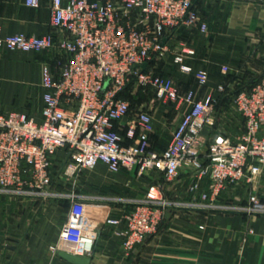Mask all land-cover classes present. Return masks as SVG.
I'll list each match as a JSON object with an SVG mask.
<instances>
[{"label": "built area", "instance_id": "built-area-1", "mask_svg": "<svg viewBox=\"0 0 264 264\" xmlns=\"http://www.w3.org/2000/svg\"><path fill=\"white\" fill-rule=\"evenodd\" d=\"M197 1L53 0L50 25L62 33L61 38L51 33L4 36L0 32L2 50L58 49L66 54L62 65L59 61L56 66L43 67L41 120L21 111L0 114V195L43 201L58 198L60 193L53 189L56 176H75L100 163L113 173L134 168L140 174L158 171L164 174L165 184L152 182L132 211L105 220L109 226L122 228L125 252L154 234L169 208L227 209L220 202L227 186L253 181L264 167V75L232 93L244 120L242 132L234 138L224 134L206 138L207 126L215 125L214 93L200 98L190 90L181 95L173 78L154 70V62L168 50L167 37L194 25L207 31L195 9ZM27 4L37 7L39 0H27ZM195 53L191 46L175 50L179 71H192L185 59ZM198 76L205 84L206 74ZM130 83L143 91L152 89L158 100L189 106L172 141L161 152L149 149L153 124L147 112L128 119L125 134L115 129V124L130 118V102L122 95ZM217 91L223 93L225 87L219 85ZM59 150L66 156L61 174L55 175L54 157ZM181 173L191 177V199L186 202L170 199L165 193L166 183L174 182ZM82 200L95 202L98 198ZM75 203L60 236L71 245L68 252L90 256L97 225L85 206ZM238 209L260 214L264 203L251 195L248 205Z\"/></svg>", "mask_w": 264, "mask_h": 264}, {"label": "crops", "instance_id": "crops-1", "mask_svg": "<svg viewBox=\"0 0 264 264\" xmlns=\"http://www.w3.org/2000/svg\"><path fill=\"white\" fill-rule=\"evenodd\" d=\"M52 1L39 0V6L32 7L27 0H0L1 34L51 33L61 38L62 33L50 25ZM195 9L206 23L207 31L201 32L194 25L165 39L168 50L164 75L174 76L181 95L193 90L200 98L210 92L225 97L226 89L233 85L234 76H229L232 71L254 63L257 65L254 70L261 72L264 68V0H198ZM183 45L196 51L194 56L185 59L192 67L188 73L179 71L174 63V52ZM57 59L64 58L55 49L38 52L0 49V114L21 111L41 120L43 67L54 65ZM200 73L206 74V83L202 85L198 80ZM222 82L226 86L224 93L217 91ZM130 93V96L122 94L130 102V118L115 124V129L125 134L127 120L145 111L153 124L149 149L163 151L172 141L173 131L189 106L158 100L152 89L136 88ZM109 171L100 163L91 177L104 181ZM125 171L114 173L119 187L128 181L122 174ZM148 174L165 184L162 173ZM190 180L189 174L181 173L176 181L166 183L167 197L174 199L171 197L174 190L178 201H189L191 197L185 190L188 185H184ZM238 184L227 186L220 196V202H224L227 209L169 208L157 231L129 252L122 248V228L105 223L107 218L121 216L125 210L114 209L107 197L97 196L95 202L85 203L89 218L97 225L90 264H264V213L251 214L238 209L250 201L244 194L242 198L236 197L235 192L242 193V188L235 187ZM72 188L62 189L54 184L53 189L64 191L67 197L46 201L0 195V264H72L59 255L60 251L71 250V245L64 242L60 234L74 205ZM142 196L128 198L137 201Z\"/></svg>", "mask_w": 264, "mask_h": 264}, {"label": "rangeland", "instance_id": "rangeland-1", "mask_svg": "<svg viewBox=\"0 0 264 264\" xmlns=\"http://www.w3.org/2000/svg\"><path fill=\"white\" fill-rule=\"evenodd\" d=\"M55 50L60 52L63 55L64 59H62V62L61 60L57 59L54 65L56 66V64L59 61L62 65V63L65 62L66 54L58 49H55ZM166 53L167 51L164 53V55L161 58L157 59L154 62V70L156 72H160L161 74H165L163 71L165 69ZM176 66L178 67L177 64ZM256 66H257L256 63H254V64H250V66L247 65L246 68H242L241 66L237 72L232 71V73L229 76H234V79L233 78L231 79V82L233 85H231V87H228L226 89L225 91L227 93L226 96L223 95L225 97H222V95H217L216 93L214 94L216 98H219V100H216L215 102V110H214L215 125L207 126V128L205 129V131H207V135L205 134L206 138H210L209 136L212 137L214 134H224V135H228L234 138L236 135L242 132L243 127H244V120L240 116V114L238 113L235 107L234 98L232 96V93H235V91H237L244 85L249 86L259 81L262 78V76L264 75V68H261L263 70H260L261 72H259V70H254L255 68L253 67H256ZM247 69L249 71H247ZM173 79H174V76H173ZM198 80L200 83V79ZM224 83L225 82H222L220 85L226 87ZM136 88H139L136 84L134 83L128 84V86L125 88V91H124L125 95L129 94L130 96L131 94L130 92H133V90H136ZM222 98H224V100H222ZM60 153H61V156L58 155ZM65 156H66V152L64 150H59L56 156L54 157L53 171L55 175L60 173L61 168H62L61 162L65 158ZM96 167L91 168V169L81 170L79 174L75 176H69V177L61 176V175H59L60 177L56 176L55 184L57 185V187L61 186L62 189L65 188V186L73 187L72 188L74 189L73 197L75 199V202L80 201L79 204L82 206H85L86 202H94V201H83L82 198L97 197V196L107 197V201H110L109 203L111 204V207L117 210L118 209L125 210V211H122V213H120V214H124L128 211H132L136 207L134 203L135 201L129 200L128 197L142 196L145 192V188L149 186L151 182H156V181L158 182L155 175L151 176L148 174V172L140 174L138 169L134 168L131 170H126L125 172L122 173L123 175L128 177L127 179L128 181L126 184H123V185L121 184L120 185L121 187H119L120 183L118 184V182L115 179L114 173L110 171L109 173L106 174V178L103 179L104 181H101V179L92 178L91 176H93V172L96 171ZM161 178L165 179L164 174L161 176ZM189 183L186 181L184 186L189 185ZM235 187L242 188V193L240 192L241 190L239 191L240 193H238V191L235 192L236 197L242 198L244 194L246 195V198L248 197L250 200L251 195H256L260 199V201L264 203V167L262 168L261 173L253 181L247 182L246 180H244V181H241L240 184H238V186H235ZM243 189L245 193L243 192ZM185 190L188 191V188L185 187ZM172 191H171V194H172L171 197L174 198V200H177V196H174L175 191L173 193ZM56 192L60 193L61 196L58 198H53V199H63L67 197L65 196L64 191L56 190ZM117 194L126 196V198L128 199L120 197ZM139 198L137 201L141 200ZM224 200L225 199L223 196V201ZM186 209H190V208H186Z\"/></svg>", "mask_w": 264, "mask_h": 264}, {"label": "water", "instance_id": "water-1", "mask_svg": "<svg viewBox=\"0 0 264 264\" xmlns=\"http://www.w3.org/2000/svg\"><path fill=\"white\" fill-rule=\"evenodd\" d=\"M59 255L72 264H90L91 262V256H78L68 251H60Z\"/></svg>", "mask_w": 264, "mask_h": 264}]
</instances>
